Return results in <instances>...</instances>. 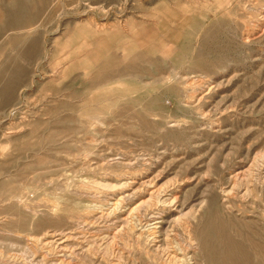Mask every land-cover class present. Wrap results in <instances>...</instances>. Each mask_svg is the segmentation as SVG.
<instances>
[{
  "label": "rangeland",
  "instance_id": "374dc122",
  "mask_svg": "<svg viewBox=\"0 0 264 264\" xmlns=\"http://www.w3.org/2000/svg\"><path fill=\"white\" fill-rule=\"evenodd\" d=\"M15 67L0 264H264V0H0Z\"/></svg>",
  "mask_w": 264,
  "mask_h": 264
},
{
  "label": "bare ground",
  "instance_id": "6f19581e",
  "mask_svg": "<svg viewBox=\"0 0 264 264\" xmlns=\"http://www.w3.org/2000/svg\"><path fill=\"white\" fill-rule=\"evenodd\" d=\"M34 41V40H32ZM37 43V42H36ZM36 45L35 42H30V44L22 50V52L18 55V58H23L27 61H30L33 54L36 52ZM16 64V63H15ZM16 66V65H15ZM14 67V66H13ZM3 72H0V81L2 86H0V98L2 99L5 105L12 102L14 95L18 88L23 87L22 78L26 76V70L20 67L13 68L12 71L7 73V78H5V82L2 83L1 77L3 76ZM3 78V77H2ZM241 183V182H240ZM92 185V184H91ZM94 186V185H93ZM91 187V186H90ZM113 187V186H112ZM106 188V186H105ZM112 189V188H111ZM243 189V188H242ZM115 190V189H114ZM246 192H244L245 194ZM156 194V193H155ZM242 195V194H241ZM247 195V194H246ZM157 196V195H156ZM20 197V195H19ZM155 198V197H154ZM150 202V200H149ZM7 204V203H6ZM157 204V203H156ZM115 206V204H113ZM158 208V207H157ZM190 233V232H189ZM50 242V241H49ZM36 244V243H35ZM40 244V243H38ZM180 247V246H179ZM171 253V252H170ZM172 254V253H171ZM170 254V255H171ZM174 254V253H173ZM167 255V254H166ZM169 255V254H168ZM177 255V254H176ZM184 255V254H183ZM177 260L176 258H174ZM173 260V259H172ZM184 260V259H183ZM170 263V262H169ZM178 264V263H177Z\"/></svg>",
  "mask_w": 264,
  "mask_h": 264
}]
</instances>
